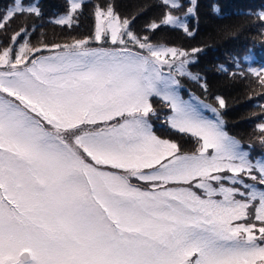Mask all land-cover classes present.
Here are the masks:
<instances>
[{
    "label": "snow or ice",
    "instance_id": "snow-or-ice-1",
    "mask_svg": "<svg viewBox=\"0 0 264 264\" xmlns=\"http://www.w3.org/2000/svg\"><path fill=\"white\" fill-rule=\"evenodd\" d=\"M159 3L148 29L192 34L173 11L182 0ZM65 4L53 22L72 28L83 0ZM33 16L40 0L0 12V264H264V160L225 130L222 97L201 101L213 118L181 97L178 77L199 80L188 54L154 45L110 2L71 42L31 44L12 24ZM249 71L264 88V69ZM154 100L194 152L155 134Z\"/></svg>",
    "mask_w": 264,
    "mask_h": 264
},
{
    "label": "trees",
    "instance_id": "trees-1",
    "mask_svg": "<svg viewBox=\"0 0 264 264\" xmlns=\"http://www.w3.org/2000/svg\"><path fill=\"white\" fill-rule=\"evenodd\" d=\"M105 2L112 3L121 18L134 19L132 27L135 32L147 35L150 41L184 51L199 49L193 52L192 63L187 66L190 72L199 75V80L184 77L186 80L182 94L184 97L195 94L214 105H218L215 98L222 97L226 102L222 112L226 131L245 147L249 148L254 142L253 159L264 154L257 128L258 124L264 123V88L257 84L256 77L251 74L244 59L251 50V64L257 69L264 66V22L257 19L258 14L264 11V0H195L194 15H185L190 0H182L184 7L173 11L187 24L191 35L181 28L161 26L152 31L146 27L151 22H158L164 15L165 10L159 0H83L79 23L72 28L53 22L66 12L65 0H40L43 16L39 19L34 16L16 19L12 28H28L30 42L34 41L36 45L41 41L54 44L90 37L95 22L93 6ZM10 3L11 0H0V12ZM241 71L245 73L243 77L239 74ZM204 84L207 85V91L202 87ZM158 105L163 110L158 116L159 125L155 134L176 140L183 146L191 141L193 143L187 145V150H196L198 145L195 138L163 126L161 116H166L167 108L159 101Z\"/></svg>",
    "mask_w": 264,
    "mask_h": 264
},
{
    "label": "rangeland",
    "instance_id": "rangeland-1",
    "mask_svg": "<svg viewBox=\"0 0 264 264\" xmlns=\"http://www.w3.org/2000/svg\"><path fill=\"white\" fill-rule=\"evenodd\" d=\"M69 2H71V0H69ZM77 2H80V0H77ZM63 15V14H62ZM134 21V19H132V22ZM94 24H95V22H94ZM141 35H143V34H141ZM152 42V41H151ZM31 44H33V45H36V43L34 42V41H32V42H30ZM154 45H158V46H164V45H162V43H155V42H152ZM91 46H98V45H96V44H91ZM105 46H108V47H112V45L109 43V44H107V45H105ZM187 54H188V57H189V59L192 61L193 60V58H194V53L192 52V51H185ZM252 60H253V57L252 56H250V58L249 59H246V62L248 63V66H247V68L248 69H250V68H255L252 64H251V62H252ZM255 69H257V68H255ZM259 69H264V66L263 67H261V68H259ZM259 69H257V70H259ZM184 77H187V76H184ZM184 77H178V79H180V81H181V84L183 85V87L180 89V95H181V97L184 99V100H186V101H189V102H191L192 104H194V105H196L199 109H200V111H201V113L202 114H204L205 116H207L208 118H213V114L210 112V111H207L205 108H203V106L201 105V101L203 102V104H210V105H212V106H214V107H218V105H214L213 103H211V102H209V101H207V100H202L200 97H198L197 95H195V94H189L187 97H184V95L182 94V89L185 87V80H186V78H184ZM188 79V78H187ZM154 106L157 108V110H158V113H159V115L162 113V110H163V108L160 106V105H158V100H154ZM225 109V108H224ZM224 109H222V110H220V112H221V116H222V112H223V110ZM158 115V116H159ZM169 115H171V113L169 114ZM223 118V117H222ZM224 120V119H223ZM224 122H225V120H224ZM152 123H153V126H154V128H153V130H154V132L157 130V128H158V125H159V122H158V117H153L152 118ZM225 126V125H224ZM168 128H170V127H168ZM226 130V129H225ZM175 131V130H174ZM177 132V131H176ZM158 136V135H157ZM160 137V136H159ZM233 137V136H232ZM160 138H163V137H160ZM235 138V137H234ZM164 139H167V138H164ZM235 139H237V138H235ZM170 140H173V139H170ZM238 140V139H237ZM173 141H175V142H177L176 140H173ZM240 143H241V145L244 147V149L246 150V151H249L250 152V154L252 155V148L254 147V142L253 143H251L250 144V147L248 148V147H245L244 146V144L240 141V140H238ZM178 143V142H177ZM191 143H193V142H188L187 143V145H189V146H191ZM179 144V143H178ZM187 145H181V144H179V146H180V148H181V150H184V151H182V152H185V153H189V154H191L192 152H194V151H192L191 149L190 150H187L189 147L187 146ZM254 160H264V154L263 155H260V156H258V158H256V159H254Z\"/></svg>",
    "mask_w": 264,
    "mask_h": 264
}]
</instances>
